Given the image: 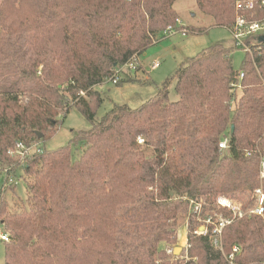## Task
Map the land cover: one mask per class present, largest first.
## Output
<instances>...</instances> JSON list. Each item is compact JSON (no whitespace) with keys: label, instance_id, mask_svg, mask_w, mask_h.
<instances>
[{"label":"trees","instance_id":"1","mask_svg":"<svg viewBox=\"0 0 264 264\" xmlns=\"http://www.w3.org/2000/svg\"><path fill=\"white\" fill-rule=\"evenodd\" d=\"M179 1L0 0V170L21 166L12 149L52 137L72 108L91 125L68 145L39 148L24 161L28 209L9 212L0 199L5 264H168L163 247L177 242L196 205L195 219L233 223L223 229V252L212 243L215 224L207 236L189 234L187 264H264V213H249L257 190L264 193L258 36L245 40L250 51L220 42L185 59L173 78L176 101L166 80L139 108L115 104L97 115L98 86L167 36L180 19ZM195 1L215 27L231 30L240 17L264 21L261 0L254 9L252 0ZM236 49L246 54L238 70ZM224 139L229 149L221 151ZM76 146L84 148L77 160ZM220 196L249 198L243 216L221 207Z\"/></svg>","mask_w":264,"mask_h":264},{"label":"rangeland","instance_id":"2","mask_svg":"<svg viewBox=\"0 0 264 264\" xmlns=\"http://www.w3.org/2000/svg\"><path fill=\"white\" fill-rule=\"evenodd\" d=\"M175 7L180 15V19L187 27L203 28L205 31L201 33L189 32L187 36H182L180 33L164 36L163 39L150 46L139 56L138 62H140L142 66L137 62L139 70L137 69L136 72H133L134 74L131 77H129L130 75H126L125 77L128 78H125L127 81L126 83L121 85L118 83L114 84L113 82H105L98 86V90L104 97V103L97 112L98 118H101L109 112L115 104L128 105L132 109L139 108L142 104L156 96L158 89L166 80L171 81L169 89L170 100L176 101L178 97L175 91L176 83L173 78L185 59L193 57L208 47L220 42L228 47L234 45L235 41L231 30L213 26L211 18L198 9L195 0H181L176 3ZM249 37L247 41H252V38ZM245 56V51L242 49H236L232 52L231 58L235 69H240ZM157 61L159 67L152 70L151 66ZM142 69L144 70L141 71ZM122 78L123 75L120 80H122ZM62 120V125L52 137L31 146L32 150L29 155H32L33 151L42 147L48 150L64 147L69 144L70 140L77 132L86 131L91 128L89 121L75 108H72ZM141 138L144 139V137ZM144 145L145 143L142 146ZM12 150L15 152L13 155V157H15L14 159L20 161L21 166L12 172H7L8 168L0 170V199L7 202L9 212H16L21 209L29 208L27 192L29 177L24 173L22 168L24 161L29 155L24 157L17 154L16 147ZM73 150L74 159L77 160L83 153L84 148L83 146H76L73 147ZM152 150L153 147L147 149L148 154H151ZM256 193L259 195L258 203L249 211L251 214L258 208L261 196L264 195L262 189L257 190ZM220 197H227L231 201L232 212H235V214L238 212L242 213V210L249 201L248 198L245 202H242L238 198L239 196ZM199 208L200 206L195 208V212H197ZM193 212L194 210L192 208L191 214L180 223L177 242L163 247L167 250V255L170 257L168 264H187L192 261L188 253L190 249L188 235L201 236V233L205 230L203 228L206 227L210 229V226L205 224L206 221L204 219H195L193 215L195 212ZM197 231L200 233H196ZM7 233L8 232H6L5 227L0 221V264H5L6 247V243L1 239V236L7 235ZM215 250L223 252V247L222 249H217L215 247ZM196 260L195 258L194 261Z\"/></svg>","mask_w":264,"mask_h":264},{"label":"built area","instance_id":"3","mask_svg":"<svg viewBox=\"0 0 264 264\" xmlns=\"http://www.w3.org/2000/svg\"><path fill=\"white\" fill-rule=\"evenodd\" d=\"M256 2L254 0L250 1L247 4V8L248 9H254L256 6ZM259 4L261 5V7L264 8V0H261L259 2ZM242 3H238L237 8H241ZM232 32V36L233 39L237 45V47L239 48H243L245 51H250L248 45L245 43V40L249 37V36H260V35H264V21L263 22H247L244 18H238L236 21V24L234 25V27L231 29ZM166 35L171 36L177 33L182 34V36H187L189 31L187 29L186 24H184V22L181 19H178L176 22V26H169L167 28V30L165 31ZM159 67V63L155 62L152 66L151 69L154 70L156 68ZM138 69V64L136 61H132L124 66H122L121 68L117 69L116 74H115V79L113 80L114 84H117L119 82V80L121 79L122 75L129 71V72H136ZM144 69H142L141 71H143ZM244 78V75L241 74L240 75V80H242ZM236 88H241L240 85H236ZM138 143L140 145H143L145 143V140L141 137L138 138ZM219 148L221 151H226L229 149V145H228V140L224 139L220 142L219 144ZM31 147H26L24 144L19 143L16 146V153L20 154L21 156L26 157L27 155H29L31 153ZM15 152H13V150L10 152V154L13 156ZM260 178L264 179V158H262L261 161V170H260ZM263 203H264V195L261 196V200H260V205L258 206V208L256 210L253 211V213L257 214V215H263L264 213V208H263ZM218 204L223 207V208H227L230 211H233L232 209V203L231 201L227 198V197H220L218 199ZM200 205H196L195 208H197ZM199 210V209H198ZM197 210V211H198ZM234 215L237 216L239 215L240 217L243 216V214L241 212H238ZM207 226H209L210 224H215L212 219H208L206 220L205 223ZM232 225V221H228V220H220L219 223L215 224V228L212 231L211 234V239H212V243L213 245L217 248V249H222V239H221V235L223 232V229L226 226ZM205 229L204 232H202L201 234L203 236H207L209 233L208 228H203ZM196 233H200V232H196ZM1 239L4 242H8L9 241V236L8 235H2ZM234 252H237V248L234 249ZM234 255L232 254L230 256V259H233ZM230 264H233L232 260L230 262Z\"/></svg>","mask_w":264,"mask_h":264},{"label":"water","instance_id":"4","mask_svg":"<svg viewBox=\"0 0 264 264\" xmlns=\"http://www.w3.org/2000/svg\"><path fill=\"white\" fill-rule=\"evenodd\" d=\"M258 42L259 44H261L264 48V35H260L258 36ZM234 131V126L231 127V132L233 133ZM40 138L42 137V135L39 136ZM177 252V251H176Z\"/></svg>","mask_w":264,"mask_h":264},{"label":"crops","instance_id":"5","mask_svg":"<svg viewBox=\"0 0 264 264\" xmlns=\"http://www.w3.org/2000/svg\"><path fill=\"white\" fill-rule=\"evenodd\" d=\"M158 62V61H157ZM139 64H140V66H142L141 65V63L140 62H138ZM134 73L133 72H129V71H127V72H125L124 74H123V78L125 79H128L127 77H125L126 75H130L129 77H131L132 75H133Z\"/></svg>","mask_w":264,"mask_h":264}]
</instances>
